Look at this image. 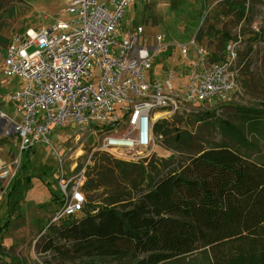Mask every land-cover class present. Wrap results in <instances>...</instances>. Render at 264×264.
<instances>
[{
	"label": "built area",
	"instance_id": "2783aa9c",
	"mask_svg": "<svg viewBox=\"0 0 264 264\" xmlns=\"http://www.w3.org/2000/svg\"><path fill=\"white\" fill-rule=\"evenodd\" d=\"M135 1L68 0L70 19L27 30L4 49L1 72L14 86L15 115L0 110V135L16 133L20 153L38 143L50 149L56 162L50 174L61 197L50 223L82 210L94 152L146 163L162 140L154 133L158 119L203 113L205 105L223 102L238 89L242 63H237L234 41L216 57L195 37L183 44L161 32L150 38L142 25L124 30L123 11ZM172 48L187 62L178 69L183 76L169 70L159 79L153 75L156 55ZM81 134L87 135L89 156L67 172L68 158L88 152L84 143L75 152L65 151L62 140L77 143Z\"/></svg>",
	"mask_w": 264,
	"mask_h": 264
},
{
	"label": "trees",
	"instance_id": "16d2710c",
	"mask_svg": "<svg viewBox=\"0 0 264 264\" xmlns=\"http://www.w3.org/2000/svg\"><path fill=\"white\" fill-rule=\"evenodd\" d=\"M222 38V49L238 41L226 32ZM248 38L247 54L253 42H264V22ZM246 61L242 83L255 88L264 73L250 71ZM234 109V122L219 124L227 140L197 145L176 127V119L184 116L173 114L154 124V133L172 151L168 158L134 163L109 156L101 177L85 182L82 210L45 226L39 247L43 263L264 264V101ZM212 116L205 110L186 117L204 122ZM34 150L21 152L26 163L7 187L9 211L19 209L28 190L27 163ZM182 153H187L184 161L179 160Z\"/></svg>",
	"mask_w": 264,
	"mask_h": 264
},
{
	"label": "rangeland",
	"instance_id": "374dc122",
	"mask_svg": "<svg viewBox=\"0 0 264 264\" xmlns=\"http://www.w3.org/2000/svg\"><path fill=\"white\" fill-rule=\"evenodd\" d=\"M67 1L0 0V110L8 116L13 117L15 109L10 103L14 86L1 72L6 45L12 38L27 30H38L53 22L70 19V15L65 12ZM228 1L236 4V7L228 8ZM243 5H245L244 16L241 14ZM263 22L264 0H150L148 3L137 0L124 9L120 26L126 30L129 27L142 25L145 34L150 38L161 32L168 41L183 44H189L191 38L195 37L196 41L206 46L211 53L223 51L222 34L226 32L231 39L238 38V41H235L237 63L240 64L247 59L249 65L254 62L253 73H264V42H253L252 52L246 53L250 45L248 37L252 36L255 27L260 29ZM198 33H202L200 40L197 37ZM186 63L174 48L159 52L154 61L153 75L162 79L166 76V71L171 70L176 77H181L183 74L179 73L178 69L180 65ZM245 67L246 65L242 63L237 90L231 92L223 102L204 106L205 110H210L214 116L204 122L194 121L190 117L176 119V127L184 129L195 144L206 147L211 143L227 140L220 132V121L234 122L231 113L234 112L235 107H252L264 101V81L259 80L255 88H247L243 85ZM86 137V134H81L77 143L74 138L62 140L65 151L75 152V146L84 143V150L88 152L87 154L84 151L85 153L79 157H74V154L72 159L68 158L64 164L65 171L70 172L73 162H76V165L86 162L90 153V147L87 146L89 142L84 140ZM161 143L157 144L152 157L166 159L172 151ZM19 145L20 141L16 133L0 135V261L44 264L45 254L39 251L44 228L61 204L58 188L50 174L56 169V162L50 149L45 145L38 143L32 148L35 149V154L27 163L28 173L32 175L31 182L19 209L9 211L7 187L12 176L26 163L25 154L19 152ZM260 148L264 153V143H260ZM186 157L187 153H182L179 160L184 161ZM107 159L110 157L105 153L92 154L87 164L89 175L86 181L101 177ZM5 172L7 175H4ZM96 191L101 195V189ZM84 193L87 199L86 192ZM6 223L8 224L4 227Z\"/></svg>",
	"mask_w": 264,
	"mask_h": 264
}]
</instances>
